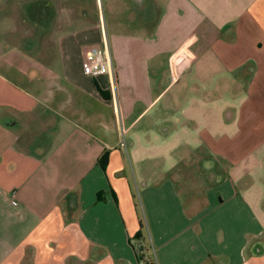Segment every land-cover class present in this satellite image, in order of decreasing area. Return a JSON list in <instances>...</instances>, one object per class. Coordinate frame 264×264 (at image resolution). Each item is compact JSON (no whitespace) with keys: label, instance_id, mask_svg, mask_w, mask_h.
Here are the masks:
<instances>
[{"label":"crops","instance_id":"1","mask_svg":"<svg viewBox=\"0 0 264 264\" xmlns=\"http://www.w3.org/2000/svg\"><path fill=\"white\" fill-rule=\"evenodd\" d=\"M0 264H264V0H0Z\"/></svg>","mask_w":264,"mask_h":264},{"label":"rangeland","instance_id":"2","mask_svg":"<svg viewBox=\"0 0 264 264\" xmlns=\"http://www.w3.org/2000/svg\"><path fill=\"white\" fill-rule=\"evenodd\" d=\"M114 58V56H113ZM114 63H115V59H114ZM205 107H213L215 108V104H210V105H206ZM119 127H120V130H122V132L124 133V135L126 136L127 133L131 130L129 124L125 121V119H121L119 120ZM215 125V123H214ZM184 151H182L181 153H179L177 156L179 157H182L184 158L186 153H188V151L190 150V148H186L184 147L183 149ZM151 152H149V155H150ZM173 155V158L176 157L174 154ZM132 161H133V157L131 156ZM182 160V159H181ZM147 161V160H146ZM145 161V162H146ZM186 162H183L181 163V166H179L176 171V174L175 176L177 175V178L181 183V185L184 183V185H193V184H198V187H203L204 189H207L209 188L210 186H212V184L214 183L215 181V178L213 177H208L205 175L204 178L202 179H197V178H188L190 177V175L188 177L187 176V173H190V172H193V173H196L198 170L201 169V162L198 161V166L197 168H190L189 165H186ZM214 161L209 158V159H204V171H207L209 169H211L213 166H215V169L218 171V167H217V164L216 163H213ZM133 164H135V162L133 161ZM160 163H154V165L150 164V165H145V168L149 171H154L156 170L157 172H161L162 173V166L159 165ZM149 168V169H148ZM180 173V174H179ZM174 174V173H173ZM186 177V178H185ZM137 194V198H138V205H139V208H140V211H141V215L144 219V222L146 223V219H145V215H144V210H143V207H142V203H141V198H140V194L139 193H136ZM146 227V225H145ZM147 231V229H146ZM148 251V249L146 250ZM149 255V258L150 260H153L154 261V251L151 250V254H148Z\"/></svg>","mask_w":264,"mask_h":264},{"label":"built area","instance_id":"3","mask_svg":"<svg viewBox=\"0 0 264 264\" xmlns=\"http://www.w3.org/2000/svg\"><path fill=\"white\" fill-rule=\"evenodd\" d=\"M105 47L103 54L95 59L93 62L85 66V72L93 77L108 75L110 79L109 89L112 94L113 101L118 105V74L114 63L113 54L110 49L109 39L104 34ZM120 146L127 149V142L123 137L120 141Z\"/></svg>","mask_w":264,"mask_h":264},{"label":"trees","instance_id":"4","mask_svg":"<svg viewBox=\"0 0 264 264\" xmlns=\"http://www.w3.org/2000/svg\"><path fill=\"white\" fill-rule=\"evenodd\" d=\"M102 191H99V193H98V198L99 199H103L104 197L102 196ZM137 238H142V231H140L138 234H137ZM140 244V243H139ZM139 246V250H142V248H143V246H142V244H140V245H138ZM142 258H144V256L143 257H141V259Z\"/></svg>","mask_w":264,"mask_h":264}]
</instances>
